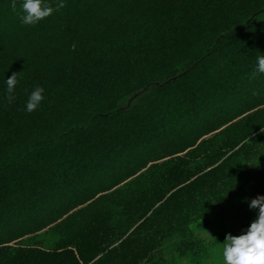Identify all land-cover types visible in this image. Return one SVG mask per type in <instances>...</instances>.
I'll use <instances>...</instances> for the list:
<instances>
[{
	"label": "trees",
	"instance_id": "obj_1",
	"mask_svg": "<svg viewBox=\"0 0 264 264\" xmlns=\"http://www.w3.org/2000/svg\"><path fill=\"white\" fill-rule=\"evenodd\" d=\"M12 2L0 0V264H175L208 255L214 216L250 227L264 0H63L35 25Z\"/></svg>",
	"mask_w": 264,
	"mask_h": 264
},
{
	"label": "clouds",
	"instance_id": "obj_2",
	"mask_svg": "<svg viewBox=\"0 0 264 264\" xmlns=\"http://www.w3.org/2000/svg\"><path fill=\"white\" fill-rule=\"evenodd\" d=\"M65 6L63 0H60L55 9L47 4H42V0H24L21 6L22 14L18 13V15H20L22 24L35 25L52 15L54 10L59 11ZM11 8L14 12L17 11L15 0H13ZM256 59L257 66L253 75L256 71L264 73V55H260ZM17 76V73H13L6 81L8 94L6 100L9 104L15 99L13 93L18 83ZM43 92L44 89L40 86L31 92L26 104L28 113L34 112L41 104L44 99ZM249 207L259 209L258 219L251 223L246 234L240 236L228 234L226 236L223 248L219 252L221 264H264V196H258L251 200Z\"/></svg>",
	"mask_w": 264,
	"mask_h": 264
},
{
	"label": "rangeland",
	"instance_id": "obj_3",
	"mask_svg": "<svg viewBox=\"0 0 264 264\" xmlns=\"http://www.w3.org/2000/svg\"><path fill=\"white\" fill-rule=\"evenodd\" d=\"M257 219L253 218L252 222ZM246 221L248 219L245 218V215L238 217L233 214L226 216L220 214L219 216L212 217V223L200 234L203 240L209 242L208 255L200 259L192 257L178 259L176 262L174 261L175 264H221L219 252L223 248L226 236L228 234L232 236L244 234L249 229L245 226Z\"/></svg>",
	"mask_w": 264,
	"mask_h": 264
}]
</instances>
